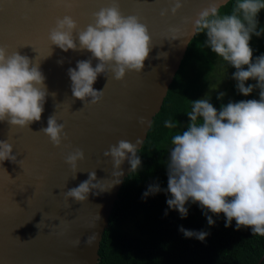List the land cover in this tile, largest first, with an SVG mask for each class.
<instances>
[{
    "label": "water",
    "instance_id": "1",
    "mask_svg": "<svg viewBox=\"0 0 264 264\" xmlns=\"http://www.w3.org/2000/svg\"><path fill=\"white\" fill-rule=\"evenodd\" d=\"M228 1L181 0L182 7L173 13V0H116L122 15L137 16L147 26L151 50L140 73L126 72L116 81L106 68L93 84L94 90H103L102 99L84 105L72 97L68 69L88 60L91 53L63 52L51 45L48 35L57 19L66 15L76 22L77 32L85 29L93 23V14L112 0H0V46L39 64L48 92L39 122L24 129L0 122V141H8L16 157L15 162H0V264H97L102 234L131 171L127 158L115 169L103 153L120 140L134 144L145 140L196 34L200 12L210 6L219 9ZM97 63L92 60L93 67ZM52 115L64 125L66 138L59 147L40 132ZM75 149L83 151L84 159L74 174L65 159ZM93 171V183L99 184L87 200H65L64 193ZM114 171L122 175H113ZM89 237H94L91 245L86 243Z\"/></svg>",
    "mask_w": 264,
    "mask_h": 264
},
{
    "label": "clouds",
    "instance_id": "2",
    "mask_svg": "<svg viewBox=\"0 0 264 264\" xmlns=\"http://www.w3.org/2000/svg\"><path fill=\"white\" fill-rule=\"evenodd\" d=\"M173 5L171 12L175 13L182 7L181 0H173ZM261 9H264L262 0H238L232 14L221 16L215 6H210L200 12L194 23L197 30L206 32L205 43L212 53L236 69L233 79L237 81V91L243 96L250 95L254 86L246 87L245 82L256 80L259 99L229 102L219 111L206 98L192 102L187 130L172 138L167 186L171 199L166 203L184 218L185 204L192 201L213 215L222 213L226 228L234 220L237 230L250 228L253 235L264 236V55L253 62L249 44L253 34H261L256 32V17ZM92 20L93 23L77 32L76 22L66 15L57 19L48 35L51 45L63 52L91 53L88 60L78 61L75 68L68 69L72 97L84 105L86 102L95 105L102 99L103 90H94L93 84L99 75H105L106 68L116 81L122 80L126 72L140 73L151 50L147 26L137 16L122 15L116 0L95 12ZM93 59L98 61L95 67ZM47 95L39 64H33L17 51L9 54L6 47L0 46V122L6 121L10 129H24L39 122ZM138 123H144L142 117ZM165 126L174 127L171 121H166ZM40 132L54 147H59L62 138H66L64 125L57 123L54 115ZM141 143L139 139L135 144L120 140L103 155L111 159L115 169L127 158L131 170H137L141 164L137 145ZM83 159V151L75 149L67 155L65 163L75 174L78 161ZM6 160L15 162L16 157L12 155V145L0 141V162ZM116 174L122 175L114 171L113 175ZM95 180V171L89 172L87 180L64 193L65 200L85 202L99 184L93 183ZM156 191L158 186L150 187L144 195ZM207 222L209 227L214 225L211 216ZM180 231L186 238L195 235L201 241L207 235L183 228ZM93 240L94 237H89L86 243L91 245ZM79 243L75 241V245Z\"/></svg>",
    "mask_w": 264,
    "mask_h": 264
},
{
    "label": "trees",
    "instance_id": "3",
    "mask_svg": "<svg viewBox=\"0 0 264 264\" xmlns=\"http://www.w3.org/2000/svg\"><path fill=\"white\" fill-rule=\"evenodd\" d=\"M237 3L238 0H229L218 9L219 14H232ZM256 20V32L261 34H253L249 42L253 62L264 55V9ZM206 40V32L197 30L187 44L158 114L137 150L140 167L130 171L118 192L99 243L97 264H256L264 254V236L253 235L250 228L237 230L234 220L226 228L222 213L213 215L188 201L185 204L187 215L181 218L180 213L169 209L166 203L171 199L167 186L172 138L187 130L190 123L187 114L192 102L209 90L215 63L223 60L206 46ZM236 84L229 85L228 93H223L222 97L211 93L209 103L219 111L229 102L259 99V88L253 87L250 95L243 96ZM248 85L245 83L246 87ZM166 121H171L174 127H166ZM157 186L159 191L144 195L150 187ZM209 216L214 221L211 227L207 222ZM181 228L207 235L202 241L195 235L186 238ZM260 264H264V257Z\"/></svg>",
    "mask_w": 264,
    "mask_h": 264
},
{
    "label": "rangeland",
    "instance_id": "4",
    "mask_svg": "<svg viewBox=\"0 0 264 264\" xmlns=\"http://www.w3.org/2000/svg\"><path fill=\"white\" fill-rule=\"evenodd\" d=\"M219 61H221V63L220 62L215 63V72H214L215 75L210 82L212 86L210 84L209 90L206 93L202 94L200 99H204V98L208 99L211 93H219V94L228 93L229 85L237 83V81L233 79V74L235 73L236 69H231L232 67L230 65H229L230 68L225 66L224 64L226 63L223 60H219ZM219 63L223 65H220ZM245 83H248L255 87L257 81L253 79H249ZM126 229H129V226H127Z\"/></svg>",
    "mask_w": 264,
    "mask_h": 264
}]
</instances>
